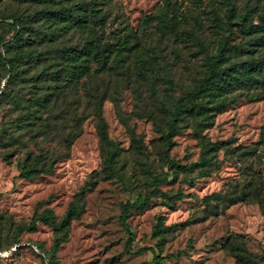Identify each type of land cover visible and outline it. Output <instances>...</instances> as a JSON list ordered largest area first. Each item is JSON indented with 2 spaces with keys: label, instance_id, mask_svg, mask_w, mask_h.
<instances>
[{
  "label": "rangeland",
  "instance_id": "1",
  "mask_svg": "<svg viewBox=\"0 0 264 264\" xmlns=\"http://www.w3.org/2000/svg\"><path fill=\"white\" fill-rule=\"evenodd\" d=\"M12 18L21 39L3 47ZM219 45L217 65H244L195 91L204 107L178 114L167 142L172 99L187 102ZM0 56L16 62L0 58V264H141L151 251L161 264L264 263V0H0ZM207 142L203 173L170 164ZM213 191L236 200L203 199Z\"/></svg>",
  "mask_w": 264,
  "mask_h": 264
},
{
  "label": "trees",
  "instance_id": "2",
  "mask_svg": "<svg viewBox=\"0 0 264 264\" xmlns=\"http://www.w3.org/2000/svg\"><path fill=\"white\" fill-rule=\"evenodd\" d=\"M232 16L231 13V9L230 7H226V16H225V21L227 23H229L230 21V17ZM20 22L19 18H12L11 20V24L13 25V32L12 35L9 36L6 40L5 43L2 42V46L3 47H8L10 44L14 43V42H18L20 41L21 37L20 36H16L17 33V29H18V23ZM69 49L65 48L64 49V54H69ZM38 54H35V57L33 58L36 59V56ZM0 58L6 63V67H7V71L10 72L11 68L14 66V64L16 63L14 60H12L11 58H5L0 56ZM23 58V56H22ZM221 58V45L218 46L217 51L215 52V54L213 55H209L207 57V62H206V67L204 70V73L198 83V86L195 89L189 90L185 93V98L187 100V102H183L182 101V96H177L174 97L172 99V107L170 109L167 110V113L170 117V121L167 124V128H166V132L164 133V138L167 142L170 141V134L176 129V126L173 122L174 118H176V116L178 114H180L182 111L185 112H192L193 110H195L198 107H204V104L202 102H191V96L193 95V93L197 90H203L204 88H206L209 84H211L214 75L219 74L221 72H223L226 69L232 68L234 66H241L244 65V62H238V63H231L228 64L226 66H219L217 65L218 61ZM26 59V57H25ZM33 62V61H32ZM10 79V76H6L5 77V81H8ZM4 81H2L3 83ZM49 100V94L48 91H43L42 93L37 94L36 96L33 97L32 102L36 105L37 109L36 111H38V108L44 107ZM29 110H26V113H28ZM96 113H97V131H98V136L100 141L102 142V144L105 146V155L103 157V165L104 168L106 170V172L108 174H113L116 173V167H115V161H116V156H117V151H118V142L111 139L108 134H107V129H106V121L104 119V117L101 115V101H100V97L97 96L96 98ZM72 137L70 136H64L62 138L63 142H64V146H68L71 142ZM216 142H207L204 146V148L201 150L200 154L198 155V158L196 161H193L191 163H189L188 165H184V164H179L177 161L174 160H170V164L174 165L176 168L181 169L182 171H191L192 169H194L196 166L197 168V172L199 171L200 173H203L204 171H206V165L208 162V158L204 155V153H206L210 147L215 146ZM213 149V148H212ZM21 175L23 176H28L34 172H36V168L35 167H27V168H22V170L20 171ZM182 196V192L177 189L175 192L168 194L166 197L168 199L174 198H180ZM204 200H208V199H215V200H227L229 202H233L236 200V197L230 196L228 194H221L219 192H210L209 194H206L203 196ZM142 203V202H141ZM131 205L129 203H124L121 205V212H120V221L121 223L125 222L126 219V211H127V207ZM141 205V204H140ZM73 211H71L70 209H67L66 213H65V218L69 217L70 214H72ZM38 219L42 220V221H51L50 217H51V212L49 210H44L41 214H38V216H36ZM157 220H158V224H161V220L162 217L160 215L157 216ZM165 228V226H163ZM158 228V227H157ZM57 239H55L53 241V244L50 248V252L51 254L54 252L56 246H57ZM129 243V237L127 239L126 244L128 245ZM163 258L162 255H159L157 253H155L154 251H151V258H150V262H142L141 264H161V259ZM42 264H51L50 261H48V259L42 260ZM264 264V263H263Z\"/></svg>",
  "mask_w": 264,
  "mask_h": 264
}]
</instances>
